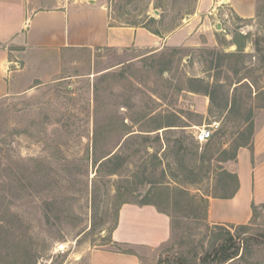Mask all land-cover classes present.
Masks as SVG:
<instances>
[{"label": "rangeland", "instance_id": "374dc122", "mask_svg": "<svg viewBox=\"0 0 264 264\" xmlns=\"http://www.w3.org/2000/svg\"><path fill=\"white\" fill-rule=\"evenodd\" d=\"M57 3H97L113 25L165 36L198 0ZM255 4L252 19L226 10L210 42L200 34L146 56L69 52L44 59L33 82L17 77V91L0 100V264L84 263L114 247L124 204H152L170 219V239L140 249L141 264H216L224 244L234 252L225 264H264L260 210L242 226L205 218L208 198L233 191L226 167L264 107V0ZM212 123L199 143L196 132Z\"/></svg>", "mask_w": 264, "mask_h": 264}, {"label": "crops", "instance_id": "0c3cea01", "mask_svg": "<svg viewBox=\"0 0 264 264\" xmlns=\"http://www.w3.org/2000/svg\"><path fill=\"white\" fill-rule=\"evenodd\" d=\"M226 10L239 19H252L255 0H198L193 16L165 36L145 27L113 25L108 10L97 3L64 8L57 0H0V100L17 91L18 76L33 82L42 73L44 59L64 53L109 49L146 56L162 47L192 46L200 34L210 42L209 33L218 24L223 27L219 17H226ZM226 169L236 178L235 192L228 198H208L206 221L247 225L253 206L264 214V107L254 118L251 143L237 149ZM170 236L169 217L154 205L124 204L111 233L114 247L92 250L80 264H141L140 249L155 250Z\"/></svg>", "mask_w": 264, "mask_h": 264}, {"label": "trees", "instance_id": "16d2710c", "mask_svg": "<svg viewBox=\"0 0 264 264\" xmlns=\"http://www.w3.org/2000/svg\"><path fill=\"white\" fill-rule=\"evenodd\" d=\"M151 33L157 35V36H160V34L157 32V31H152L150 29H148ZM252 132H253V124H251V132H250V138L249 140L246 141V143L244 145H239L237 147L240 148V147H246V146H249V144L251 143V136H252ZM236 156V151L235 153L233 154L231 160H233ZM112 157H108L106 158L104 161L109 163L111 161ZM103 161V162H104ZM103 162H101L100 164H102ZM234 179H235V182H236V178L235 176H232ZM236 185V183H235ZM235 192V189L234 191H232L229 195L227 196H224V197H221V198H228L230 196H232ZM144 205V204H142ZM252 210H253V216H252V219L255 217V215L257 214V209L256 207H252ZM230 246V245H229ZM228 245L226 246L225 244L222 245L218 250H216L213 254H212V261L213 263H216V264H225L227 262H229L232 258H233V255H234V252L233 251H230V247Z\"/></svg>", "mask_w": 264, "mask_h": 264}, {"label": "built area", "instance_id": "2783aa9c", "mask_svg": "<svg viewBox=\"0 0 264 264\" xmlns=\"http://www.w3.org/2000/svg\"><path fill=\"white\" fill-rule=\"evenodd\" d=\"M218 128V124L217 123H212L206 127H203L201 129H198V131L195 134V139L199 142V143H203L208 141L213 133L215 132V130ZM64 245H59L58 246V250L59 251H63L64 250Z\"/></svg>", "mask_w": 264, "mask_h": 264}, {"label": "water", "instance_id": "95a60500", "mask_svg": "<svg viewBox=\"0 0 264 264\" xmlns=\"http://www.w3.org/2000/svg\"><path fill=\"white\" fill-rule=\"evenodd\" d=\"M217 29H218V30L221 29V25H220V24L217 25Z\"/></svg>", "mask_w": 264, "mask_h": 264}]
</instances>
